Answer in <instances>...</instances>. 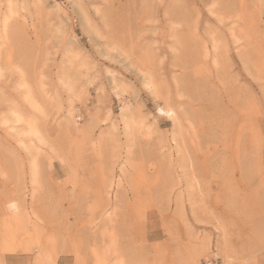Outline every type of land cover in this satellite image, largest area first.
Here are the masks:
<instances>
[{
  "label": "rangeland",
  "instance_id": "374dc122",
  "mask_svg": "<svg viewBox=\"0 0 264 264\" xmlns=\"http://www.w3.org/2000/svg\"><path fill=\"white\" fill-rule=\"evenodd\" d=\"M0 264H264V0H0Z\"/></svg>",
  "mask_w": 264,
  "mask_h": 264
}]
</instances>
